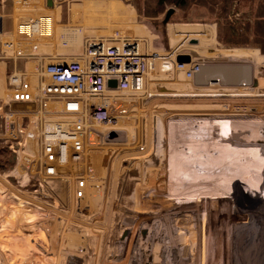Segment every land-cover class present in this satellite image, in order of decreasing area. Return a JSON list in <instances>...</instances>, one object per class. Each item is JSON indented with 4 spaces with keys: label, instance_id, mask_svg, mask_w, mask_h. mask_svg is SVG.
Segmentation results:
<instances>
[{
    "label": "rangeland",
    "instance_id": "rangeland-1",
    "mask_svg": "<svg viewBox=\"0 0 264 264\" xmlns=\"http://www.w3.org/2000/svg\"><path fill=\"white\" fill-rule=\"evenodd\" d=\"M121 1L131 5L138 14L137 23L154 34L146 51L166 57L172 67L162 69L164 58L157 60L144 95L129 101L127 116L117 125L94 126V132L102 134L122 132L118 133L122 143L97 144L95 134L92 144L84 143L92 171L106 174L101 195L92 187L97 182L88 180L85 198L77 200L76 175L82 163L59 168L57 176H41L35 141L26 151L10 148L0 131V264H201V253L206 258L202 264H231L233 224L247 222L248 217L236 215V209H264L259 191L241 188L204 205L170 199L175 188L171 177L181 172L183 163L179 151L194 143L189 133L175 128L177 122L264 117V66L253 72L255 87H196L173 65L175 56L189 53L203 64L234 62L220 54L232 48L256 49L264 56V12L258 9L259 1ZM75 3L80 0L64 1V19L67 7ZM169 8L174 11L164 24ZM102 11L110 16L120 10ZM256 20L258 31H254ZM99 24L109 34L102 38L126 36L124 30L110 36V19ZM197 24L209 26L212 36L216 30L209 45L202 44L199 33L186 36L190 31L186 27L171 43V25ZM85 26L90 24H84L83 30ZM190 38L197 39L198 45L190 44ZM109 154L112 162L104 170L101 163ZM238 230L235 236L240 240L242 230Z\"/></svg>",
    "mask_w": 264,
    "mask_h": 264
},
{
    "label": "built area",
    "instance_id": "built-area-1",
    "mask_svg": "<svg viewBox=\"0 0 264 264\" xmlns=\"http://www.w3.org/2000/svg\"><path fill=\"white\" fill-rule=\"evenodd\" d=\"M46 22L48 31H41ZM50 23L51 17L42 15L26 20L24 25L31 38L43 41L50 35ZM34 46L30 41L25 45L5 42L1 47L0 56L11 58L13 65L7 74V101L0 104V131L10 148L26 151L35 141L40 150L41 176H57L59 168L82 163L84 167L76 175L77 200L85 198L88 180L97 182L92 187L101 195L106 174L92 171L93 161L85 157L84 143H91L92 134L97 144L122 143L111 140L116 130L102 134L94 132V126L117 125L127 116L129 101L144 95L147 77L161 57L155 51L143 52L138 39L123 35L86 38L81 53L51 61L38 54ZM19 59H37L38 63L30 71L18 67ZM202 64L192 57L188 63H173L189 80ZM110 80L115 81L114 87L108 85ZM110 159L109 154L101 163L104 170Z\"/></svg>",
    "mask_w": 264,
    "mask_h": 264
},
{
    "label": "bare ground",
    "instance_id": "bare-ground-1",
    "mask_svg": "<svg viewBox=\"0 0 264 264\" xmlns=\"http://www.w3.org/2000/svg\"><path fill=\"white\" fill-rule=\"evenodd\" d=\"M47 23L41 25V31H48ZM185 27L190 29L186 36L199 33L203 45L211 43V28L198 24L171 25V43L175 44L178 36H181L180 29ZM220 54L230 61L250 64L253 72L264 66V56L256 49L232 48ZM162 58L161 68L169 69L171 62L166 57ZM258 84L260 86L262 82ZM175 128L182 129L184 135L189 133L194 143L187 144L183 151H179L183 163L179 168L180 173L177 172L176 176L171 173L175 188L170 199L204 205L210 201L223 200L235 189L241 188L247 192L259 191L264 200V117L243 120L190 118L180 120ZM178 238L184 240L183 236ZM189 240L192 244L193 240ZM200 260L201 264L203 260L206 262L202 253ZM252 263L256 264L254 260Z\"/></svg>",
    "mask_w": 264,
    "mask_h": 264
},
{
    "label": "crops",
    "instance_id": "crops-1",
    "mask_svg": "<svg viewBox=\"0 0 264 264\" xmlns=\"http://www.w3.org/2000/svg\"><path fill=\"white\" fill-rule=\"evenodd\" d=\"M64 1L0 0V50L5 42L25 45L33 41L36 52L45 55V59L48 61L56 60L61 56H75L82 52L86 38H102L109 35L105 34L102 29L100 30L99 22L110 19V36L124 30L126 36L139 40L143 52H148L146 50L154 34L146 25L137 23L138 14L131 5L125 4L121 0H110V6L108 0H80V3L67 7L68 11L66 10L64 19ZM116 8L121 12H110V16L104 11H102V15L100 14L103 9L111 11V9L116 10ZM42 15L51 17L50 35L43 41L39 38H31L24 25L26 20ZM84 24H90V26H85L87 29L83 30ZM214 31L213 36H216V30L214 29ZM192 40L197 39L190 38L189 42ZM198 43L190 44L196 46ZM37 63V59L17 60L18 67H26L30 71L34 70ZM12 65L11 58L0 56V104H5L7 101V74ZM13 106L19 105H12L11 107Z\"/></svg>",
    "mask_w": 264,
    "mask_h": 264
},
{
    "label": "water",
    "instance_id": "water-1",
    "mask_svg": "<svg viewBox=\"0 0 264 264\" xmlns=\"http://www.w3.org/2000/svg\"><path fill=\"white\" fill-rule=\"evenodd\" d=\"M173 8H169L162 22L167 23L170 15L173 13ZM1 32V19H0ZM190 43L197 44V40H192ZM191 60L189 54H177L175 56L176 63H188ZM192 83L196 87H205L211 84H218L224 87H242L257 85V80L253 79V67L248 63L229 62V63H204L192 78ZM110 87L115 86V81L108 82ZM117 134V135H116ZM111 140L122 141L123 137L115 133Z\"/></svg>",
    "mask_w": 264,
    "mask_h": 264
},
{
    "label": "flooded vegetation",
    "instance_id": "flooded-vegetation-1",
    "mask_svg": "<svg viewBox=\"0 0 264 264\" xmlns=\"http://www.w3.org/2000/svg\"><path fill=\"white\" fill-rule=\"evenodd\" d=\"M251 208V207H250ZM236 209V215L246 214L243 220L233 224L231 259L232 264H250L254 260L256 264H264V209ZM242 234L240 240L235 236L236 230ZM258 235V236H256ZM235 261V263H233ZM253 264V263H252Z\"/></svg>",
    "mask_w": 264,
    "mask_h": 264
},
{
    "label": "trees",
    "instance_id": "trees-1",
    "mask_svg": "<svg viewBox=\"0 0 264 264\" xmlns=\"http://www.w3.org/2000/svg\"><path fill=\"white\" fill-rule=\"evenodd\" d=\"M172 1H174V2H176L177 4H180V2H177V1H175V0H172ZM259 1V3H258V9H259V11H262V12H264V0H258ZM255 26H256V28H255ZM255 26H254V31H258L259 30V20H256L255 21ZM257 26H258V28H257ZM263 32H264V28H263ZM256 34V35H255ZM254 41H256V42H258L257 40H255L256 38H258V32H254ZM218 37L222 40L223 38H221V35L219 36L218 35ZM228 42V40H226V43Z\"/></svg>",
    "mask_w": 264,
    "mask_h": 264
}]
</instances>
